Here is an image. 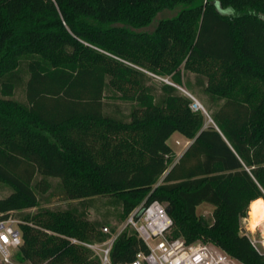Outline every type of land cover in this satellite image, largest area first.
Instances as JSON below:
<instances>
[{
    "label": "trees",
    "instance_id": "obj_1",
    "mask_svg": "<svg viewBox=\"0 0 264 264\" xmlns=\"http://www.w3.org/2000/svg\"><path fill=\"white\" fill-rule=\"evenodd\" d=\"M191 74L216 107L210 123L181 90L195 88ZM175 132L192 141L177 161ZM0 182L12 190L0 220H21L24 264H102L84 243L117 231L109 210L89 217L105 196L119 223L158 200L170 237L264 264L241 232L264 198V0H0ZM54 187L66 208L25 212ZM141 251L125 228L111 259Z\"/></svg>",
    "mask_w": 264,
    "mask_h": 264
},
{
    "label": "built area",
    "instance_id": "obj_2",
    "mask_svg": "<svg viewBox=\"0 0 264 264\" xmlns=\"http://www.w3.org/2000/svg\"><path fill=\"white\" fill-rule=\"evenodd\" d=\"M165 81L172 83L166 78ZM187 94L194 100V110L207 113L205 107L191 93ZM20 222L21 220L14 216L0 220V264H24L16 258L22 244ZM172 226L173 220L164 204L158 200L145 201L129 214L120 229L111 233L106 241L84 244L99 255L102 264H115L111 259L114 241L122 230L131 228L145 241L149 251L137 253L131 262L118 264H243L213 243L201 240L188 243L181 237H170ZM260 228V239L249 237L252 244L260 252H264V223ZM103 230L110 232L108 227H103Z\"/></svg>",
    "mask_w": 264,
    "mask_h": 264
},
{
    "label": "rangeland",
    "instance_id": "obj_3",
    "mask_svg": "<svg viewBox=\"0 0 264 264\" xmlns=\"http://www.w3.org/2000/svg\"><path fill=\"white\" fill-rule=\"evenodd\" d=\"M174 11H168L166 10L165 12H162L159 14L158 19L164 16H169L174 14ZM156 23H154L155 25ZM154 25H152L151 27L147 28L148 30H152L154 29ZM191 77V81L195 84L196 78L194 74L190 75ZM168 79V78H166ZM165 80L164 78H157V81H162ZM169 80V79H168ZM170 81V80H169ZM182 91H184L186 94L187 92L191 93L197 100H199V102L205 107L207 113V122L210 123L212 122L210 114H209V109L213 110L216 107L211 103L209 96L202 90L201 87L197 86L195 84V88H193L192 90H188L187 88H183L181 89ZM20 95V94H19ZM188 95V94H187ZM189 96V95H188ZM194 101V100H193ZM112 105L109 107L112 110H115L117 108L121 109L122 112L126 113L130 111L131 108V102H125V101H121V100H112ZM179 135V137H178ZM168 143L171 145V147L173 148L175 154H176V159H178V157L183 154L185 148L187 147L188 143L186 141V139L184 138V136H182V134L175 132L169 139H168ZM56 182H54L55 184ZM11 188L3 183L0 182V196L4 197L6 195H8L11 192ZM42 199V203L39 207H34L31 209H27L25 210V212L27 211H36L38 210V208L40 207H60V208H66L70 201L64 200L61 195L59 194L58 190L54 187L52 188L49 192H47L46 194H44ZM111 198L109 196H105V197H97L96 201H95V206L90 208L89 210V217L92 219H103V214L106 213L108 210L111 212L110 218H111V225L117 226V230L120 229V227L123 225V222H118L115 214H116V205L111 204L110 203ZM76 202V201H75ZM214 211V206L210 203L204 202L201 205L198 206L197 208V212L198 214L204 215L206 218H211L212 214ZM15 216H18L19 213L15 212L14 213ZM250 215H251V211L249 210L248 216L246 218H243L242 223H241V232L248 234L249 236H253L256 237L257 239H260L262 237V232H261V228L260 226L256 227V228H252L251 227V223H250ZM108 225V229L110 230V226ZM108 232V231H105Z\"/></svg>",
    "mask_w": 264,
    "mask_h": 264
},
{
    "label": "bare ground",
    "instance_id": "obj_4",
    "mask_svg": "<svg viewBox=\"0 0 264 264\" xmlns=\"http://www.w3.org/2000/svg\"><path fill=\"white\" fill-rule=\"evenodd\" d=\"M199 101V100H198ZM250 223L252 228L261 226L264 223V198L260 197L250 204Z\"/></svg>",
    "mask_w": 264,
    "mask_h": 264
},
{
    "label": "crops",
    "instance_id": "obj_5",
    "mask_svg": "<svg viewBox=\"0 0 264 264\" xmlns=\"http://www.w3.org/2000/svg\"><path fill=\"white\" fill-rule=\"evenodd\" d=\"M182 136H183V135H182ZM178 137H179V135H178ZM184 138L186 139V141H187V143H188V145H187V147H188L192 141L189 140V139L186 138V137H184ZM187 147L185 148V150L187 149ZM185 150H184V151H185ZM181 155H182V154H181ZM181 155H180V156H181ZM180 156L178 157V159L180 158ZM178 159H176V161H177ZM255 200H256V199H255ZM252 202H254V200H253ZM252 202H251V203H252Z\"/></svg>",
    "mask_w": 264,
    "mask_h": 264
},
{
    "label": "water",
    "instance_id": "obj_6",
    "mask_svg": "<svg viewBox=\"0 0 264 264\" xmlns=\"http://www.w3.org/2000/svg\"><path fill=\"white\" fill-rule=\"evenodd\" d=\"M182 89V88H181Z\"/></svg>",
    "mask_w": 264,
    "mask_h": 264
}]
</instances>
